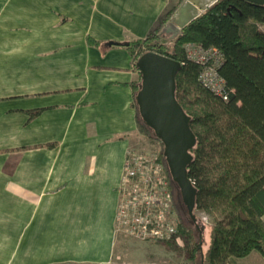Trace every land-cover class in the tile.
I'll return each mask as SVG.
<instances>
[{"label": "crops", "instance_id": "obj_1", "mask_svg": "<svg viewBox=\"0 0 264 264\" xmlns=\"http://www.w3.org/2000/svg\"><path fill=\"white\" fill-rule=\"evenodd\" d=\"M173 3L0 0V264L113 262L139 75L109 44L145 39Z\"/></svg>", "mask_w": 264, "mask_h": 264}, {"label": "trees", "instance_id": "obj_2", "mask_svg": "<svg viewBox=\"0 0 264 264\" xmlns=\"http://www.w3.org/2000/svg\"><path fill=\"white\" fill-rule=\"evenodd\" d=\"M184 1L174 0L176 5L145 39L116 46L127 50L139 75L131 85L134 96L141 79L136 64L143 55L153 52L181 64L177 100L191 117L198 141L189 178L198 190L196 212L210 221L204 264H238L254 252L264 257V7L222 0L180 32L171 45L164 31ZM88 44L102 46L91 38ZM189 44L217 49L222 55L217 72L225 82L228 101L200 82L203 68L188 58ZM42 112L28 114L33 119ZM179 235L192 244L190 261H197L199 249L192 233L181 226Z\"/></svg>", "mask_w": 264, "mask_h": 264}, {"label": "water", "instance_id": "obj_3", "mask_svg": "<svg viewBox=\"0 0 264 264\" xmlns=\"http://www.w3.org/2000/svg\"><path fill=\"white\" fill-rule=\"evenodd\" d=\"M222 0H185L171 18L176 33L189 25ZM251 5L264 7V0H243ZM171 32L166 30L165 33ZM110 46L116 43H110ZM141 76L136 96L138 114L143 124L164 145V158L172 182L179 188L189 217L200 233L199 251L203 254V230L195 215L198 190L189 178V168L194 162L192 151L197 138L191 129L192 119L177 100V77L181 64L173 59L149 52L137 62Z\"/></svg>", "mask_w": 264, "mask_h": 264}, {"label": "built area", "instance_id": "obj_4", "mask_svg": "<svg viewBox=\"0 0 264 264\" xmlns=\"http://www.w3.org/2000/svg\"><path fill=\"white\" fill-rule=\"evenodd\" d=\"M186 51L188 58L203 68L200 82L218 97L228 101L224 91L225 82L217 72L223 62L218 50H205L198 45L190 44L187 45ZM169 177L159 155H155L154 159H148L129 152L119 189L117 230L120 226L130 235L149 242L175 241L179 226L176 225L172 208Z\"/></svg>", "mask_w": 264, "mask_h": 264}, {"label": "rangeland", "instance_id": "obj_5", "mask_svg": "<svg viewBox=\"0 0 264 264\" xmlns=\"http://www.w3.org/2000/svg\"><path fill=\"white\" fill-rule=\"evenodd\" d=\"M173 3L172 6H175ZM171 6V7H172ZM264 36V26L261 27V37ZM178 37L176 30L168 32L164 39L168 42H172ZM190 45V44H189ZM141 84V79H140ZM139 84V89H140ZM139 92V91H138ZM138 94V93H137ZM136 94V96H137ZM136 96H134V105L135 109H138L136 106ZM139 116V114H138ZM139 128L135 133H131L127 135V138L130 142L129 151L132 155L145 156L148 159H154L155 155H159L161 163L165 165L166 169V161L164 158V145L160 140H158L152 131L149 133L144 132L145 125L143 124L140 116L138 118ZM176 186V185H175ZM173 186L171 183V202L172 208L174 211V216L176 219V225L179 226V232L175 241L170 243H158V242H149L140 240L132 235H130L126 230L122 229L120 226L118 227V239H117V247L115 250V255L113 259V263L115 264H168L171 262H178L182 264H202V252L199 251V255L197 256V261L191 262L189 257L191 255L192 244L187 243V239L183 235H179L180 227L184 226L190 231L193 235V241L197 243L199 246L200 243V233L197 230L195 224L191 220L188 214V210L182 201V196L179 188ZM175 188V192L174 191ZM195 215L198 219V223L203 230V254L209 245V229L210 221L209 219L198 212H195ZM190 245V246H189Z\"/></svg>", "mask_w": 264, "mask_h": 264}, {"label": "flooded vegetation", "instance_id": "obj_6", "mask_svg": "<svg viewBox=\"0 0 264 264\" xmlns=\"http://www.w3.org/2000/svg\"><path fill=\"white\" fill-rule=\"evenodd\" d=\"M173 192H175V188H174V191Z\"/></svg>", "mask_w": 264, "mask_h": 264}]
</instances>
